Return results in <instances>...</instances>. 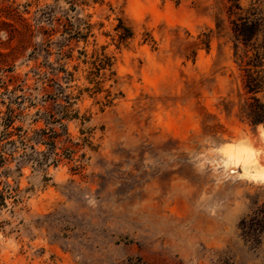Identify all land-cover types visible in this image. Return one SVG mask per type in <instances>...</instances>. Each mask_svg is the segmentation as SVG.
<instances>
[{
  "label": "rangeland",
  "instance_id": "1",
  "mask_svg": "<svg viewBox=\"0 0 264 264\" xmlns=\"http://www.w3.org/2000/svg\"><path fill=\"white\" fill-rule=\"evenodd\" d=\"M236 2L0 0V264H264Z\"/></svg>",
  "mask_w": 264,
  "mask_h": 264
},
{
  "label": "trees",
  "instance_id": "2",
  "mask_svg": "<svg viewBox=\"0 0 264 264\" xmlns=\"http://www.w3.org/2000/svg\"><path fill=\"white\" fill-rule=\"evenodd\" d=\"M232 4L240 8L239 4L236 0H230ZM234 31L239 39V42L243 44V46H248L251 49V55L249 57V63L251 66H256L259 58V45L257 43V25H259L257 17H249L248 15H243L238 18V21L233 22ZM260 47H263L264 37L260 41ZM261 69H252L251 73L254 72V75L248 74V79H246V83L244 84L247 87V91L256 92L258 90L264 91V73H259ZM243 113L246 118H248L251 122H264V103L258 100V97L252 96L251 101L244 100L243 101ZM12 114L11 110H8L7 113L0 116V125L2 127L0 131V143L2 142H14L15 138H12ZM42 135L41 132L38 133L40 137ZM24 138V139H23ZM28 137L26 134H21L19 136V140H26ZM0 159L4 160L5 156L0 153ZM13 188L9 185H4V187L0 188V202L3 203V199L5 196H13L12 193Z\"/></svg>",
  "mask_w": 264,
  "mask_h": 264
},
{
  "label": "bare ground",
  "instance_id": "3",
  "mask_svg": "<svg viewBox=\"0 0 264 264\" xmlns=\"http://www.w3.org/2000/svg\"><path fill=\"white\" fill-rule=\"evenodd\" d=\"M229 154H231V152H229Z\"/></svg>",
  "mask_w": 264,
  "mask_h": 264
}]
</instances>
